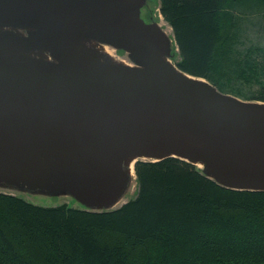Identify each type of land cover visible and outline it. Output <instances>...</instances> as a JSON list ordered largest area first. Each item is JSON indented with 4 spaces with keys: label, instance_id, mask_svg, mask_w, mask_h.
<instances>
[{
    "label": "water",
    "instance_id": "water-1",
    "mask_svg": "<svg viewBox=\"0 0 264 264\" xmlns=\"http://www.w3.org/2000/svg\"><path fill=\"white\" fill-rule=\"evenodd\" d=\"M143 6L0 0V26L29 30L17 36L22 44L0 42V181L50 177L87 206L111 208L131 183L114 159L137 155L133 166L177 157L201 162L224 187L264 190V101L224 93L166 60L172 40L141 17ZM87 36L127 51L136 65L102 60L80 41ZM27 49L46 50L54 62ZM43 153L55 159L36 168Z\"/></svg>",
    "mask_w": 264,
    "mask_h": 264
},
{
    "label": "trees",
    "instance_id": "trees-1",
    "mask_svg": "<svg viewBox=\"0 0 264 264\" xmlns=\"http://www.w3.org/2000/svg\"><path fill=\"white\" fill-rule=\"evenodd\" d=\"M177 67L264 101V46L243 43L264 0H158ZM257 28V27H256ZM121 206H42L0 192V264H264V190L224 187L177 158L138 160Z\"/></svg>",
    "mask_w": 264,
    "mask_h": 264
},
{
    "label": "rangeland",
    "instance_id": "rangeland-1",
    "mask_svg": "<svg viewBox=\"0 0 264 264\" xmlns=\"http://www.w3.org/2000/svg\"><path fill=\"white\" fill-rule=\"evenodd\" d=\"M142 16L148 22H155L158 24L163 30L166 31V34L171 38V46L169 53L165 56L166 60L170 63L176 65V61L179 59L178 50L175 46L172 30L168 23L163 19L159 10V1L158 0H144V6L142 8ZM260 23H263V20L258 19L256 17L250 18L249 29L245 30V35L243 39V43L246 45L256 43L258 45L264 46V26H261ZM257 27V28H256ZM91 28V25H90ZM28 29L20 28L19 26L13 25H1L0 26V42H9V43H20L22 41L18 40L17 36H27ZM90 31V30H88ZM88 37V36H87ZM85 38L87 45H90L97 50H99V55L102 60L113 62V63H124L125 65H136V61L127 51L117 48L111 42L108 41H99L92 38ZM86 39H92L86 40ZM18 40V41H17ZM100 42V43H98ZM28 46V45H26ZM36 50V49H33ZM48 54V52L46 51ZM48 58L50 62H54L51 59V56L48 54ZM227 93V92H224ZM232 96H235L242 100L259 102V100H248L241 97H238L234 94L227 93ZM142 158L138 157L137 159ZM197 167L202 171V164L198 163ZM130 177V186L126 188L124 192V196H122L121 200L115 205H109L111 208H95L87 206L86 204L77 200L73 195L64 191L63 188L60 187L59 184L55 183L50 177L44 178L39 182L34 184H6L4 181H0V192L11 193L17 196H20L34 204L42 205V206H57L61 204H65L72 207H78L88 210H110L115 209L121 206L123 203L135 197L137 192V182L135 173L132 175L126 172Z\"/></svg>",
    "mask_w": 264,
    "mask_h": 264
},
{
    "label": "bare ground",
    "instance_id": "bare-ground-1",
    "mask_svg": "<svg viewBox=\"0 0 264 264\" xmlns=\"http://www.w3.org/2000/svg\"><path fill=\"white\" fill-rule=\"evenodd\" d=\"M80 41L83 44L87 45V42L85 41V39L80 38ZM22 53H23V55L28 56V57L33 58V59H38V60L44 61V62H50L49 58H48V54L46 53V50H43V49H36V50L27 49L26 51H24ZM121 64H124V63H120V65ZM159 157H161V156H159ZM35 158H37V159H35L33 161L34 166L36 168H39V169L46 167V165L49 164L48 160L55 159V157L53 155L47 154V153H43L40 156L36 155ZM40 158L45 159V161L43 163H41V165L39 162ZM137 158H138L137 155H126V156L116 157L114 159V163L116 165L120 166L125 172H128L132 175L134 173V166L133 165H134V162ZM200 164H202V163L200 162ZM118 200L119 199H116L110 205H115L118 202Z\"/></svg>",
    "mask_w": 264,
    "mask_h": 264
},
{
    "label": "flooded vegetation",
    "instance_id": "flooded-vegetation-1",
    "mask_svg": "<svg viewBox=\"0 0 264 264\" xmlns=\"http://www.w3.org/2000/svg\"><path fill=\"white\" fill-rule=\"evenodd\" d=\"M143 8V7H142ZM142 8H141V17L143 18V16H142ZM144 19V18H143ZM145 20V19H144ZM146 21V20H145ZM148 22V21H147Z\"/></svg>",
    "mask_w": 264,
    "mask_h": 264
}]
</instances>
